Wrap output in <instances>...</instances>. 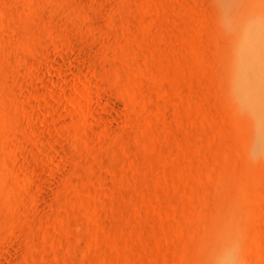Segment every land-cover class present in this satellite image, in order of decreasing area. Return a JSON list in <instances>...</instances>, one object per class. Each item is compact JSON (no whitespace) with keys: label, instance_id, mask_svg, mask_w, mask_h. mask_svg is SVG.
Returning a JSON list of instances; mask_svg holds the SVG:
<instances>
[{"label":"rangeland","instance_id":"obj_1","mask_svg":"<svg viewBox=\"0 0 264 264\" xmlns=\"http://www.w3.org/2000/svg\"><path fill=\"white\" fill-rule=\"evenodd\" d=\"M237 42L213 0H0V264H203L228 216L264 264Z\"/></svg>","mask_w":264,"mask_h":264},{"label":"clouds","instance_id":"obj_2","mask_svg":"<svg viewBox=\"0 0 264 264\" xmlns=\"http://www.w3.org/2000/svg\"><path fill=\"white\" fill-rule=\"evenodd\" d=\"M218 24L226 36H236V90L245 111L264 109V0H213ZM239 222L228 216L217 226L203 264H242Z\"/></svg>","mask_w":264,"mask_h":264}]
</instances>
